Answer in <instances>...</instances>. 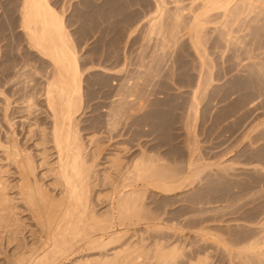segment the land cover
<instances>
[{
    "label": "rangeland",
    "instance_id": "1",
    "mask_svg": "<svg viewBox=\"0 0 264 264\" xmlns=\"http://www.w3.org/2000/svg\"><path fill=\"white\" fill-rule=\"evenodd\" d=\"M164 2L166 27L161 35L150 31L151 22L160 16L157 7L161 0H50L63 16L83 72L78 127L90 151L99 143L97 156L102 168L98 167L97 172V211L105 213L109 203L104 197L109 187L102 184L103 175L112 173L114 180H121L111 169L112 158L119 155L126 162L123 171L144 153L154 154L174 170L178 168L175 173L180 176L187 174L194 156L211 163L225 161V167L214 165L195 183L174 194L148 192V209L159 214L158 223L160 220L165 229L150 230L148 235L146 227L139 226L131 230V237L125 236L129 240L125 238L124 243L130 239L137 242L145 228L143 244L152 249L151 256L158 243L180 247L184 256L180 251L183 259L179 258L178 264H193L198 258L208 260L207 264H232L224 249L214 239L205 238L201 230L205 228L240 247L253 236H261L249 225L264 219V173L255 168L264 167V1L251 0L255 3L251 9L231 22L234 42L217 34L219 14L210 16L204 34L209 81L203 79L201 61L187 35L203 0ZM22 7L24 0H0V142L5 144V134L14 130L23 147L27 144L25 148L28 146L35 154L41 131L50 132L52 128L45 94L54 66L23 30ZM176 13L183 15L185 27L177 31L173 41L169 39V28ZM198 85L203 90L199 88L196 106L193 92ZM120 100L125 101V107ZM190 128L195 129V135ZM194 137L199 155L192 156L188 143L195 141ZM14 172L10 181L16 183L19 177ZM16 189L12 191L15 196ZM29 223L35 227L34 222ZM32 243L39 244L36 238L31 239ZM3 244L8 246L6 240ZM9 254L0 255V264H21L16 262L18 256L13 259L14 253Z\"/></svg>",
    "mask_w": 264,
    "mask_h": 264
},
{
    "label": "bare ground",
    "instance_id": "2",
    "mask_svg": "<svg viewBox=\"0 0 264 264\" xmlns=\"http://www.w3.org/2000/svg\"><path fill=\"white\" fill-rule=\"evenodd\" d=\"M250 1L203 0L202 8L199 10L201 12L194 14L192 22H190L191 25L188 29L185 28L189 32H187L189 42L201 61L204 81L211 80L205 69L209 63L208 54L206 55L204 48V34L210 16L219 14L218 19L221 18V21L219 22L220 27L216 29L217 34L222 38L229 37L228 40L234 42L235 40H231L229 25L231 22L237 21L242 13L251 9V5L255 3L251 4ZM164 5V0L158 4L157 8L161 11L160 16L153 23L151 22L150 31L152 34L156 32L161 34L163 28L166 27L163 16L167 13V9ZM22 8L21 25L23 30L31 44L48 57L54 66V75L52 80L50 78V82L48 81L45 94L51 114L52 128L50 132H46L47 129L41 131V137L35 144L37 148L40 146L38 149L35 148L38 150L36 155L27 149L28 146L25 148L27 144L23 147L14 130L5 134V144L0 142V255L12 252V255L14 253L13 259H15V255L18 256L16 262L21 264H178L177 260L182 258L180 257V251L182 252L180 247L179 249L177 246L165 247L164 244L156 243L151 256L152 249L149 250L150 247L143 244L142 238L146 229V234L150 233V230L154 232L158 229V231L160 229L162 231V228L165 229L160 220L158 223L160 216L159 218L156 216L159 214L151 213V211L153 212L152 207V210L149 211V205L147 206V202H145L147 193L154 192V194L163 195V193L176 192L177 189L180 190L195 183L203 173L214 165L222 167L225 161L218 160L216 163H211L205 159L201 161L195 159L197 156L194 155L197 153L199 155L196 136L194 137L195 141L192 139L193 142L188 143L190 154L195 158L192 157L190 160L187 174L181 176L175 173L178 168L174 170L171 166H165L162 160L153 156L154 154L147 156L143 153V156L131 163L132 166L126 165L127 167L131 166L126 167V171H123L122 168L126 162L121 161L120 155L112 158L113 161L108 159L110 164L111 161L113 163L111 169H115V173L118 172L121 180H114L110 175L112 173L103 175L104 183L102 184L109 187V191L106 195L104 194V197L108 198L109 203L106 212L99 214L96 202L100 199V194L96 192V189L99 185L97 183L98 167L101 166L98 164L99 156H97L100 148L97 149L99 144L97 143L93 147L95 149L90 151L78 127L77 114H80L83 102V72L77 51L71 45L63 16L51 6L50 0H24ZM171 19L173 22L169 28L170 35H168L169 39L174 41L178 36L177 31L185 26L182 14L176 13ZM179 33L182 35L181 32ZM206 82L202 84L207 86ZM202 84L200 86H203ZM204 86L203 88H205ZM199 88L201 87L198 85V88L193 92L194 96L192 95L193 103L196 106L198 91L202 89ZM120 103L125 107V101ZM118 107H116L117 115ZM123 107L120 110L123 111ZM193 125L195 126V124ZM190 132L195 135L194 128ZM91 140L93 139L91 138ZM98 150L99 152H97ZM105 167L109 169L107 171H111L109 166ZM255 168L264 173V167L256 166ZM12 169L18 173L19 178L16 183L10 181ZM103 177L101 176L102 179ZM14 188H18L17 196L12 193ZM29 221L34 222L35 227L31 226ZM139 226L146 227V229L143 227L144 233H140L142 237L138 241L136 239L137 242H131L133 241L131 239L126 242L129 240L126 237H131L129 236L131 230L139 228ZM250 227L258 229L261 236L255 239H253L254 236L251 237L252 240L249 239L251 241L248 243L246 241V244L241 247L240 244H238L239 247L232 245L233 242L229 243L230 240L212 234L205 228L201 231L205 238L214 239L215 244L217 243L224 249L230 260L229 263L235 264V260H238L239 263L243 261L248 264H263L264 219L258 223L250 224ZM135 230L137 231V229ZM178 232L180 234L181 231ZM134 234L136 235L135 231ZM33 238L37 239L38 245L31 244ZM125 238L126 243H124ZM5 240L8 242V246H3ZM26 250H29V253ZM182 256H184L183 252ZM206 261L208 260L198 258L197 262L193 264H205ZM243 262L241 263L244 264Z\"/></svg>",
    "mask_w": 264,
    "mask_h": 264
}]
</instances>
